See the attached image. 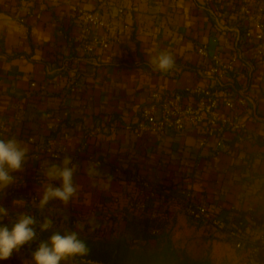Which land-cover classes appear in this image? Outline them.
I'll list each match as a JSON object with an SVG mask.
<instances>
[{"label":"crops","instance_id":"crops-1","mask_svg":"<svg viewBox=\"0 0 264 264\" xmlns=\"http://www.w3.org/2000/svg\"><path fill=\"white\" fill-rule=\"evenodd\" d=\"M238 3L0 0V123L5 124L0 139L15 137L29 148L23 169L10 173L14 182L0 189V207L7 215L36 209L45 217L69 218L72 224L78 219H101L110 225L146 221L158 225L150 227V233L188 251L191 245L211 242L216 248H234L229 233L238 220L249 226L257 223L244 231L248 246L264 239V67L242 34ZM75 9L112 20L108 28L91 26L88 35L89 42H104L106 47L96 44L87 54L75 42ZM201 44L226 58L240 56L230 84L235 88H230L244 89L256 106L255 113L250 103L237 111L244 131L226 132L225 148L219 151L213 139L200 145L194 127L133 136L129 128L153 91L174 93L212 84L206 61L196 53ZM161 51L175 59L168 72L150 63ZM55 117L63 124L50 136L58 139L66 133L68 139L65 152L52 160L37 156L27 138L46 137ZM65 156L71 157L69 167L76 166L73 182L79 186L68 204L54 199L41 209L39 202L20 198L26 192L40 201L47 184L60 187L61 181L49 180L45 171L51 164L62 165ZM90 165L98 175L88 174ZM137 176L154 191L148 208L156 218L151 222L143 218L147 213H137L125 202L137 187ZM187 195L216 209L227 228L190 221L183 210Z\"/></svg>","mask_w":264,"mask_h":264},{"label":"built area","instance_id":"built-area-1","mask_svg":"<svg viewBox=\"0 0 264 264\" xmlns=\"http://www.w3.org/2000/svg\"><path fill=\"white\" fill-rule=\"evenodd\" d=\"M238 11L243 17L242 34L245 40L252 45L258 64L264 67V1L239 0ZM78 16V32L75 42L82 46L85 53H92L96 44L106 47L104 42H89L90 27L100 25L108 28L112 20L102 19L99 14L75 9ZM22 21V20H21ZM196 53L207 63V74L211 85H197L186 88L182 92L163 93L153 91L147 103L139 110L137 122L129 128L135 137L161 136L166 133H180L188 128H197L200 132V145H205L210 139L214 140L217 151L225 148V133H242L245 123L237 116V111L246 106L248 101L239 95L238 90L230 88L233 73L240 60V56L223 57L219 52H211L207 45L201 44ZM34 86V84H32ZM241 90V89H240ZM244 90V89H243ZM56 124L47 126V136L37 139L33 136L27 141L35 147L36 154L44 155L57 160L65 152V142L68 135L63 133L60 138L50 137L56 128L63 124V119L55 117ZM5 132V124L0 123V135ZM36 156V157H37ZM98 163V162H97ZM137 187L125 197V202L137 213H147L149 217L156 218L149 212V201L154 197V191L147 180L137 176ZM14 191H11L13 194ZM188 200L183 204L185 215L196 223H202L217 230H224L228 223L219 215L216 209L200 205ZM22 200H29L33 204L39 202L37 195L22 193ZM257 223L253 221L251 226ZM230 231L233 247L241 250L247 264H264V239L247 245L244 231L251 226L242 221L235 224Z\"/></svg>","mask_w":264,"mask_h":264},{"label":"clouds","instance_id":"clouds-1","mask_svg":"<svg viewBox=\"0 0 264 264\" xmlns=\"http://www.w3.org/2000/svg\"><path fill=\"white\" fill-rule=\"evenodd\" d=\"M150 63L155 70L168 72L175 66V59L170 52L161 51L151 56ZM29 148L27 144L18 141L15 137L0 139V189L7 187L14 182L11 172L21 171L26 161ZM72 164L71 157L65 156L62 165L51 164L47 166L45 175L49 180H60V187H53L47 184L44 188L39 207L44 208L49 201L59 200L68 204L79 190V186L74 184L73 176L76 166ZM90 176L98 175L95 165H90L88 169ZM7 210L0 207V218L6 216ZM36 218L29 214H21L13 224L11 230L7 226L0 227V260L8 259L14 250L36 238L34 225ZM53 221L45 218L40 225L41 231H46L52 227ZM89 249L87 244L79 238L76 231L65 234L54 232L48 241H42L37 250L33 253L34 264H61L63 259L71 256L87 255Z\"/></svg>","mask_w":264,"mask_h":264},{"label":"rangeland","instance_id":"rangeland-1","mask_svg":"<svg viewBox=\"0 0 264 264\" xmlns=\"http://www.w3.org/2000/svg\"><path fill=\"white\" fill-rule=\"evenodd\" d=\"M253 95V94H252ZM260 104L264 106V98L260 97ZM38 221L36 238L29 243L24 244L18 250H14L8 259L0 260V264H34L33 253L37 250L42 241H48L54 232L65 234L70 231H76L79 238L100 241L102 248L108 250L111 257L114 256L115 250L120 247L121 254L126 257L121 260V264H133V257L140 254L150 256L161 264H247L242 252L237 249L216 248L211 242L199 246L191 245L190 250L181 247H174L166 238H159L157 235L150 233V228L146 229V236H142L143 228L136 221H129L131 224L122 225L104 223L103 220L85 221L78 219L77 222L69 223V218L58 219L53 226L41 231L40 225L44 222L43 212L37 211ZM21 215V214H20ZM20 215L9 214L0 218L2 222H8L9 219H17ZM18 217V218H16ZM9 218V219H8ZM49 219H54L48 216ZM8 219V220H7ZM191 221V219H189ZM12 221V220H10ZM53 221V220H52ZM85 225L86 228H85ZM11 230V226H7ZM148 231V232H147ZM107 242V244H104ZM144 252V253H142ZM61 264H101L75 256L68 257L61 261Z\"/></svg>","mask_w":264,"mask_h":264},{"label":"trees","instance_id":"trees-1","mask_svg":"<svg viewBox=\"0 0 264 264\" xmlns=\"http://www.w3.org/2000/svg\"><path fill=\"white\" fill-rule=\"evenodd\" d=\"M259 1L262 2L264 0H259ZM235 6H236V8H238V4H235ZM230 87H232L233 89L235 88L234 86H231V85H230ZM50 137H54V136H50ZM29 215L34 216L36 218V221H38L39 215H38L36 209H32V211L30 212ZM16 218H18V217H16ZM45 218H48V217H45ZM45 218H44V220H45ZM53 218L54 219H52L53 220L52 226L55 223V221H57L59 219V218L57 219V217H53ZM143 218L150 221V222L152 220H154L153 218L149 217L148 215L147 216L145 215V217H143ZM10 220H12V221H10ZM16 221H17V219H11V218L9 219L8 222L7 221L6 222L0 221V227H3V226H11L12 227ZM129 224H131V223H129ZM139 225L142 226V228H143L142 236H146V229L147 228H150V227L157 228L158 227V225H156L155 223L150 224L149 222H146V221L139 223ZM35 226H37V223L35 224ZM86 226L87 225H85V228H86ZM82 240L87 244L89 251H88L87 255L75 256L76 258L95 262V263H101V264H121V260L126 257L125 255L121 254L122 250L120 249V247H118L115 250L114 256L111 257L108 250L103 249L101 247L103 243L101 244L100 241H98V240L92 241V240L86 239V238H83ZM104 244H107V242H104ZM142 253H144V252H142ZM132 259H133V264H161L156 259H153L151 257V255L150 256H144V255H141V253L134 256Z\"/></svg>","mask_w":264,"mask_h":264},{"label":"water","instance_id":"water-1","mask_svg":"<svg viewBox=\"0 0 264 264\" xmlns=\"http://www.w3.org/2000/svg\"><path fill=\"white\" fill-rule=\"evenodd\" d=\"M238 93L240 96H242L243 98H245L248 103H250L253 107V111L255 113V110H256V106H255V102L252 100V98H250L248 95H246V91L241 89V90H238ZM262 120L264 121V118H262Z\"/></svg>","mask_w":264,"mask_h":264}]
</instances>
